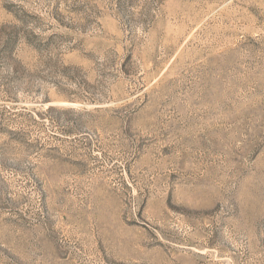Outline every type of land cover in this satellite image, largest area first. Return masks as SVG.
I'll use <instances>...</instances> for the list:
<instances>
[{
    "label": "rangeland",
    "instance_id": "rangeland-1",
    "mask_svg": "<svg viewBox=\"0 0 264 264\" xmlns=\"http://www.w3.org/2000/svg\"><path fill=\"white\" fill-rule=\"evenodd\" d=\"M0 264H264V0H0Z\"/></svg>",
    "mask_w": 264,
    "mask_h": 264
}]
</instances>
